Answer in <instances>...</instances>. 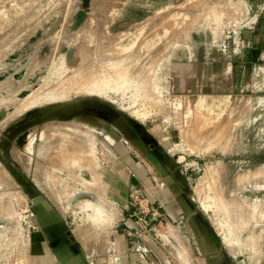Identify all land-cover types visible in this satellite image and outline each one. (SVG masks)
<instances>
[{
    "label": "rangeland",
    "instance_id": "obj_1",
    "mask_svg": "<svg viewBox=\"0 0 264 264\" xmlns=\"http://www.w3.org/2000/svg\"><path fill=\"white\" fill-rule=\"evenodd\" d=\"M13 1L0 0V264H28L34 209L104 235L118 224L101 168L122 126L162 145L225 253L264 264V0Z\"/></svg>",
    "mask_w": 264,
    "mask_h": 264
},
{
    "label": "crops",
    "instance_id": "obj_2",
    "mask_svg": "<svg viewBox=\"0 0 264 264\" xmlns=\"http://www.w3.org/2000/svg\"><path fill=\"white\" fill-rule=\"evenodd\" d=\"M259 22L263 23L264 39V17ZM121 130L123 135L105 137L110 160L101 168L106 196L121 214L118 224L104 235L89 224L60 225L49 213L34 209L32 218L37 223H33L36 231L30 239L28 264H71L76 254L72 248L84 264H244L225 253L218 235L201 224L185 191L188 179L170 165L172 160L162 152V145H153L155 139L144 136L140 128L122 126ZM122 139L131 145L125 146ZM132 191L149 199L159 215L169 218L162 225L154 222L152 232L158 240L152 232L148 239L138 240L126 233Z\"/></svg>",
    "mask_w": 264,
    "mask_h": 264
},
{
    "label": "built area",
    "instance_id": "obj_3",
    "mask_svg": "<svg viewBox=\"0 0 264 264\" xmlns=\"http://www.w3.org/2000/svg\"><path fill=\"white\" fill-rule=\"evenodd\" d=\"M257 20L254 19L253 22L257 23ZM122 142L125 145L129 144L125 139H122ZM128 211V216L125 221L127 226L125 231L128 233L129 237L136 240L148 239L150 234L154 233V238L158 240L156 233L152 232L154 230V222H158L162 225L166 223L168 217L159 215L154 208V204L137 191H132L129 195ZM73 251L77 253L75 249Z\"/></svg>",
    "mask_w": 264,
    "mask_h": 264
},
{
    "label": "water",
    "instance_id": "obj_4",
    "mask_svg": "<svg viewBox=\"0 0 264 264\" xmlns=\"http://www.w3.org/2000/svg\"><path fill=\"white\" fill-rule=\"evenodd\" d=\"M45 205V204H44ZM48 212L50 211L47 207L45 208ZM51 213V212H50ZM72 250H74V248H72ZM74 252V251H73ZM72 259H70L71 264H84L83 262V258L80 256H78V254H74L71 257Z\"/></svg>",
    "mask_w": 264,
    "mask_h": 264
},
{
    "label": "bare ground",
    "instance_id": "obj_5",
    "mask_svg": "<svg viewBox=\"0 0 264 264\" xmlns=\"http://www.w3.org/2000/svg\"><path fill=\"white\" fill-rule=\"evenodd\" d=\"M2 1V0H1ZM10 1V0H9ZM15 1V0H14ZM13 1V2H14ZM6 2V1H5ZM37 2H38V4L40 5L41 4V2H42V0H37ZM199 2V1H198ZM205 2H206V0H205ZM4 3V2H3ZM7 3V2H6ZM17 3V2H16ZM206 3H208V2H206ZM15 4V3H14ZM25 4V3H24ZM1 5V4H0ZM3 5V4H2ZM5 5V4H4ZM12 5V4H11ZM15 6V5H14ZM13 6V7H14ZM9 8H10V6H9ZM3 9V8H2ZM10 10V9H9ZM29 10H31V9H29ZM2 11V10H1ZM23 11V10H22ZM3 13H4V11H3ZM1 14V13H0ZM8 14H9V12H8ZM7 16V15H6ZM9 16H10V14H9ZM15 16V15H14ZM13 16V17H14ZM16 17V16H15ZM10 18V17H9ZM6 19V18H5ZM11 19H12V16H11ZM14 19V18H13ZM9 20V19H8ZM21 20V19H20ZM18 21H19V19H18ZM2 22V21H1ZM3 23V22H2ZM6 24V23H5ZM4 25V24H3ZM14 29V28H13ZM2 36V35H1ZM3 37V36H2ZM9 37V36H8ZM25 37V36H24ZM2 40V39H1ZM10 80V79H9ZM11 83H12V81H10ZM14 83V82H13ZM264 171V170H263ZM264 173V172H263ZM36 202H40V200L39 199H37L36 200ZM44 204H45V206L47 207V208H49L50 209V206H49V204L46 202V201H44L43 202ZM91 205V204H90ZM92 208V207H91ZM100 212V211H99Z\"/></svg>",
    "mask_w": 264,
    "mask_h": 264
}]
</instances>
